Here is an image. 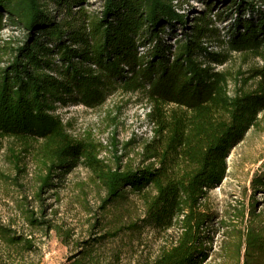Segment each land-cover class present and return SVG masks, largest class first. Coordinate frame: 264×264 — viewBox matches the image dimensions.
Masks as SVG:
<instances>
[{
	"label": "trees",
	"instance_id": "16d2710c",
	"mask_svg": "<svg viewBox=\"0 0 264 264\" xmlns=\"http://www.w3.org/2000/svg\"><path fill=\"white\" fill-rule=\"evenodd\" d=\"M189 1L100 0L89 8L88 0H0V33L8 25L20 32L0 36V150L17 172L24 157L38 169L37 206L23 207L24 223L58 232L42 195L77 165L101 191L89 231L72 242L65 264H264L257 201L217 251L206 204L228 152L264 110V0H195L202 8L191 13ZM215 5L223 6L213 12ZM220 30L224 49L215 51L209 43ZM232 52L256 62L232 72L225 65ZM116 93L144 101L151 133L119 141L114 129L110 156L100 158L104 146L91 130L72 133L59 109H94ZM249 186L264 193V172ZM144 233L161 242L134 258ZM0 245V264H14L11 255L29 253L34 240L0 220Z\"/></svg>",
	"mask_w": 264,
	"mask_h": 264
},
{
	"label": "rangeland",
	"instance_id": "374dc122",
	"mask_svg": "<svg viewBox=\"0 0 264 264\" xmlns=\"http://www.w3.org/2000/svg\"><path fill=\"white\" fill-rule=\"evenodd\" d=\"M99 1L88 0L89 8H96ZM188 4L189 8L184 6V9L189 13L193 11L192 9L202 8V3L195 0H190ZM218 5H215L213 12L222 9L223 5L217 7ZM222 14L224 15L223 11ZM222 20L216 23L218 27L228 22V17ZM179 29L180 27L177 26V33ZM222 32L223 30H220L219 37L209 43L210 48L215 51L224 49ZM11 34L20 36L18 30L8 25L3 28L0 36L7 38ZM255 62L256 59L251 56L244 57L232 52L225 65L232 72L238 68L244 71ZM222 66L216 68L220 69ZM116 105L121 106L119 112L116 111ZM146 110L144 101H138L135 95L116 93L109 96L97 108L87 109L75 105L59 109V113L63 120L72 119V133L80 135L85 130H91L95 140L104 146L99 157L109 158V140L114 129L119 141L126 140L132 135H135L137 140L150 136V124L144 116ZM113 114L116 117L111 120ZM225 161V175L219 184L208 191L206 201L213 212L212 246L215 251L218 250L219 243L227 231L245 227L251 199L257 201L255 212L258 210L262 212L261 218L264 223V193L252 195L249 186L253 173L264 172V110L258 114L257 125L249 129L243 139L230 149ZM19 166L24 168L17 172L10 161L9 153L4 148L0 150V220L3 224H9L17 234H30L34 240L32 251L23 255L13 253L10 259L14 264H24V262L65 264V258L72 250V242L83 239L89 231V225L96 216L95 209L101 191L91 180L89 171L82 165H77L62 175L56 181L55 188L42 195L45 196L44 202L50 205L47 216L56 224L58 232L51 229L47 235H43L37 229H29L21 213L25 205L34 209L37 206L34 197L37 166L29 157H24ZM142 236V243L134 258L138 254L145 256L153 253L161 242L160 237L154 238L151 234L144 233ZM139 250L141 253H138ZM0 256L6 260V255L1 252V245ZM128 257L130 252L127 251L124 255L125 260Z\"/></svg>",
	"mask_w": 264,
	"mask_h": 264
}]
</instances>
